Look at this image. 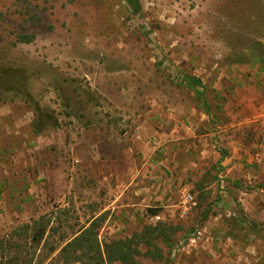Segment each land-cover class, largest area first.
Instances as JSON below:
<instances>
[{"label":"rangeland","instance_id":"1","mask_svg":"<svg viewBox=\"0 0 264 264\" xmlns=\"http://www.w3.org/2000/svg\"><path fill=\"white\" fill-rule=\"evenodd\" d=\"M137 1L0 0V264H64L99 216L101 248L174 227L142 264H264V0Z\"/></svg>","mask_w":264,"mask_h":264},{"label":"trees","instance_id":"2","mask_svg":"<svg viewBox=\"0 0 264 264\" xmlns=\"http://www.w3.org/2000/svg\"><path fill=\"white\" fill-rule=\"evenodd\" d=\"M127 5L133 10H137V0H124ZM34 39L33 33H25L17 35V42L28 44ZM1 85H0V101H3V95L11 93L18 96L20 88L14 87L18 75L12 71L1 73ZM181 82L188 88L193 90L197 94L203 92V85L201 80L194 76H184ZM9 84L10 90L2 92L3 88ZM23 96L27 102L31 104L32 97L26 91H23ZM32 109L34 118L31 122V128L33 133L40 134L49 128H56L58 122L56 118L48 113H44L36 103H32ZM151 214L156 215L158 210L154 209L150 211ZM102 216L93 219L87 227H83L77 231L71 238H61L63 243L58 252L59 260L64 264L81 263V264H110L113 262H119L120 264H142L139 261L140 256L150 258V260L156 261L162 258L160 249L156 247L153 241L161 239L165 245L170 244L169 236L165 233V230L174 231V227L167 226L163 223H156L155 225H148L142 228L140 233H134L131 237L125 239H119L104 243L101 245L97 239L98 231L100 228V220ZM31 241L39 243L43 238L47 237V223L40 217L34 221L32 225ZM51 230V229H50ZM144 245L146 251L141 253L139 246ZM153 248V250H151ZM51 251L54 247H51Z\"/></svg>","mask_w":264,"mask_h":264},{"label":"built area","instance_id":"3","mask_svg":"<svg viewBox=\"0 0 264 264\" xmlns=\"http://www.w3.org/2000/svg\"><path fill=\"white\" fill-rule=\"evenodd\" d=\"M183 201L187 204H193V197L187 194L183 197Z\"/></svg>","mask_w":264,"mask_h":264}]
</instances>
